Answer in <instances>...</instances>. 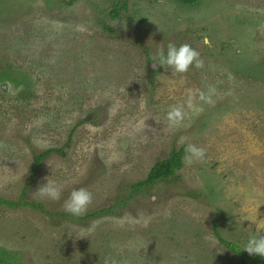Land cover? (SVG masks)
Wrapping results in <instances>:
<instances>
[{"label":"rangeland","instance_id":"rangeland-1","mask_svg":"<svg viewBox=\"0 0 264 264\" xmlns=\"http://www.w3.org/2000/svg\"><path fill=\"white\" fill-rule=\"evenodd\" d=\"M168 42L189 44L202 66L173 75L151 61ZM0 73L24 84L0 88V196L48 211L0 205V247L24 262L240 264L214 226L242 248L264 232V0H0ZM189 89L211 102L169 126ZM187 144L203 157L132 191ZM45 178L58 199L34 192ZM79 187L91 193L83 215L111 210L62 216Z\"/></svg>","mask_w":264,"mask_h":264},{"label":"clouds","instance_id":"clouds-1","mask_svg":"<svg viewBox=\"0 0 264 264\" xmlns=\"http://www.w3.org/2000/svg\"><path fill=\"white\" fill-rule=\"evenodd\" d=\"M202 42L204 44L210 43L207 36L202 37ZM151 55L154 57L151 61H154L160 66L170 68L173 75L186 72L190 65L195 67L202 66V61L198 59L199 53L187 43L177 45L168 42L166 46L156 48ZM6 77L7 78H3V80L9 79L8 75ZM9 80L15 81L13 79ZM15 82L16 84H19L17 81ZM1 87L2 85L0 88ZM209 91H212V89L210 88ZM197 100L211 102L210 96L206 95L204 92L197 90L196 93H193V91L189 89L187 90L186 98L182 104L168 107L165 112L167 124L169 126L179 125L188 115V112H191L192 114L198 113L201 108L199 104L196 103ZM203 155V148L194 144H187L184 149L183 159L191 163L193 160L202 158ZM34 192L38 193L41 197H46L51 200L58 199L61 194L60 187L55 182L46 178L45 182L39 185ZM90 200L91 193L86 188H73L62 201V207L71 215L79 216L85 212ZM243 220H249L255 223L250 217H245ZM257 220L264 222V219L257 218ZM243 250L247 251L249 254L264 257V232L256 231L248 235L243 243Z\"/></svg>","mask_w":264,"mask_h":264},{"label":"trees","instance_id":"trees-1","mask_svg":"<svg viewBox=\"0 0 264 264\" xmlns=\"http://www.w3.org/2000/svg\"><path fill=\"white\" fill-rule=\"evenodd\" d=\"M181 4L184 5H196L201 0H176ZM123 8H127V3H123ZM111 14L114 17L119 16V6L118 4H115L113 9L111 10ZM7 75H3V73H0V79H3ZM184 149L185 146L177 149L175 147L172 148L171 152L166 158H159L152 168L150 169L147 177L139 181L137 183L131 184L130 187L132 188L133 192H140L144 191L145 189H148L155 185L158 181L165 180L167 178H170L174 176L178 169H180L184 164ZM53 149L38 153L34 155V162H33V168L31 177L35 174V172L38 170L41 160L53 152ZM0 205L9 206L13 209L19 208L23 205L31 207L33 209L39 210L41 212L47 213V206L43 202H29L25 201L24 195H21L18 200H8L0 196ZM111 209L104 208L101 210H97L95 212L82 214L79 216H73L70 213L63 211L61 214L64 217L71 218L72 220H83L86 218L96 217L102 213H107ZM52 216V215H51ZM214 231L219 238V240L231 251H233L239 258H240V264H264V257H261L259 255L255 254H249L247 251L243 250L242 247L227 241L224 239L219 232V229L214 226ZM0 264H29L28 262H24V260L21 258V255L17 252L10 251L6 248L0 247Z\"/></svg>","mask_w":264,"mask_h":264},{"label":"water","instance_id":"water-1","mask_svg":"<svg viewBox=\"0 0 264 264\" xmlns=\"http://www.w3.org/2000/svg\"><path fill=\"white\" fill-rule=\"evenodd\" d=\"M1 85H4L8 91L13 89L14 91H16V93H19L24 88V84H16L15 81L9 79H5L0 82V86Z\"/></svg>","mask_w":264,"mask_h":264},{"label":"flooded vegetation","instance_id":"flooded-vegetation-1","mask_svg":"<svg viewBox=\"0 0 264 264\" xmlns=\"http://www.w3.org/2000/svg\"><path fill=\"white\" fill-rule=\"evenodd\" d=\"M4 78H7V77H4ZM9 79H11V77H10ZM13 80H14V79H13ZM1 89H2L4 92L8 93V91H7V89H6V87H5L4 85H2ZM9 91H12V89L9 90Z\"/></svg>","mask_w":264,"mask_h":264}]
</instances>
